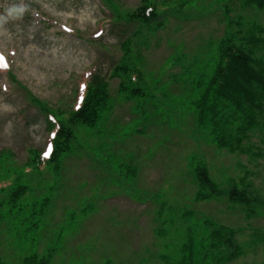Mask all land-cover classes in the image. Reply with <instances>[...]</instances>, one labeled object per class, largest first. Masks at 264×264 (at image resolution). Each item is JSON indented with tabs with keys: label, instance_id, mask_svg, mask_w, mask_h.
Instances as JSON below:
<instances>
[{
	"label": "rangeland",
	"instance_id": "1",
	"mask_svg": "<svg viewBox=\"0 0 264 264\" xmlns=\"http://www.w3.org/2000/svg\"><path fill=\"white\" fill-rule=\"evenodd\" d=\"M145 1L0 0V14L27 5L0 25L9 67L0 61L5 264L49 253L47 264H186L185 248L200 250L197 264H210L201 246L212 231L207 221L238 229L242 255L224 264H264V111L244 151L232 153L217 147L196 110L223 39L264 28V10L247 0H149L167 8L166 24L154 30L126 20ZM262 47L256 55L264 59ZM126 53L144 75L134 84L128 74L110 77ZM94 73L109 81L112 108L93 127L72 125L76 139L60 171L53 162L35 166L54 132L42 107L65 121L79 104L81 81ZM121 83L140 85L144 94L126 100ZM225 104L223 126L233 132L248 112ZM198 161L219 185L213 199H195ZM242 179L256 199L249 211L229 200Z\"/></svg>",
	"mask_w": 264,
	"mask_h": 264
},
{
	"label": "trees",
	"instance_id": "2",
	"mask_svg": "<svg viewBox=\"0 0 264 264\" xmlns=\"http://www.w3.org/2000/svg\"><path fill=\"white\" fill-rule=\"evenodd\" d=\"M264 8V0H250ZM160 13L153 9L147 12L145 7L141 8L134 16L144 21H151L159 18ZM260 29H263L260 27ZM238 41L234 37L225 40L217 64L212 70L209 82L202 92L197 107L201 122L210 119L215 125L218 121L217 109L221 102H229L237 112H250L248 116L255 118L256 110H264V59L257 57L258 46L264 44V38L256 31H251L241 36ZM124 69V66L122 67ZM118 70L115 74H119ZM128 85L121 84L124 90ZM140 91L141 88H133ZM133 95L128 94V98ZM108 82L102 76L96 74L87 88V93L79 109L73 111L65 121H61L55 141L53 160H59L62 156L72 150V139L74 132L72 125L78 123L88 126L94 125L102 110L109 107ZM251 127V126H250ZM242 128L241 133L247 136L249 128ZM217 143L221 147H227L232 151L241 149L242 139L240 136L219 132ZM198 178L205 192L198 194V199L209 198L215 194L217 185L211 180L208 170L205 167L198 169ZM230 198L239 202L248 200L247 189L234 187L231 190ZM235 230L226 226H214L209 235L208 245L202 244L206 251H212L210 264H221L232 261L242 254L240 247L235 244ZM234 248L236 251H229ZM200 251V250H199ZM45 258L39 260L37 257H30L26 264H46ZM1 264V263H0ZM193 264V263H190Z\"/></svg>",
	"mask_w": 264,
	"mask_h": 264
},
{
	"label": "clouds",
	"instance_id": "3",
	"mask_svg": "<svg viewBox=\"0 0 264 264\" xmlns=\"http://www.w3.org/2000/svg\"><path fill=\"white\" fill-rule=\"evenodd\" d=\"M27 9V5L23 2L13 4L12 6L4 9L3 14H0V25L6 23L9 19H17L21 17Z\"/></svg>",
	"mask_w": 264,
	"mask_h": 264
},
{
	"label": "snow or ice",
	"instance_id": "4",
	"mask_svg": "<svg viewBox=\"0 0 264 264\" xmlns=\"http://www.w3.org/2000/svg\"><path fill=\"white\" fill-rule=\"evenodd\" d=\"M64 27L66 28V30H69L70 31V29H67V26L66 25ZM96 35L97 36H100V35H102V33L101 32H97ZM0 61H4V57L2 55H0ZM6 66L7 65H6V61H5V67ZM82 87H85V86H82ZM4 88H5V91H6L7 90V85H5ZM50 135H52L54 137L55 136V133H50ZM47 147L48 148H52L53 145H48ZM44 155H48V152L47 151H44Z\"/></svg>",
	"mask_w": 264,
	"mask_h": 264
}]
</instances>
